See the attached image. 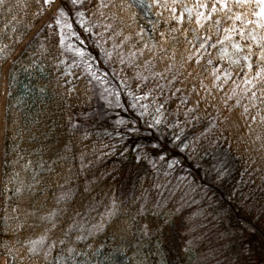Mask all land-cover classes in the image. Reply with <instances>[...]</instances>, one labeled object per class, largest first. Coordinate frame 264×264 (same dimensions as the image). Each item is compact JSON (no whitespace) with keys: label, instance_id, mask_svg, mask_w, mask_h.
I'll return each mask as SVG.
<instances>
[{"label":"trees","instance_id":"1","mask_svg":"<svg viewBox=\"0 0 264 264\" xmlns=\"http://www.w3.org/2000/svg\"><path fill=\"white\" fill-rule=\"evenodd\" d=\"M65 1L72 7L70 0ZM188 2L191 6L192 0ZM72 10L73 19L66 7L72 29H63V43L60 26L47 27L51 16L10 67L14 79L8 78L11 95L6 101L0 190L20 172L19 179L33 185L31 193L25 192L21 211L35 212L27 217L28 223L40 225L26 228L20 239L35 237L44 226L39 218L56 210L54 238L62 237L61 229L73 222L83 226L85 235L95 231L92 225L104 222L102 231L88 235L93 250L121 249L131 260L139 252L146 256V264H160L159 245L167 247L174 264H264V159L256 150L258 142L241 141L248 130L243 120L233 122L239 110L224 106L233 83L222 84L223 90L211 83L213 66L227 67L226 61L217 59L220 46L208 48L199 65L181 68L188 45L176 34L178 42L167 46L169 54L173 48L177 52V60L169 62L176 66L165 73L168 79H160L153 72L163 71L164 61L153 60L155 67L148 71L143 64L121 63L120 56L127 60L128 49H114L109 34L101 37L102 28L86 32L100 20L85 10L81 27L77 10ZM38 12L44 9L37 0H5L0 5V46H9L0 53L3 67L46 14ZM76 48L85 52L83 59ZM146 58L152 55L146 53ZM209 58L212 65L207 64ZM201 81L211 91L201 88ZM235 82L240 83L238 73ZM194 107L196 111L190 112ZM69 114L79 128H71ZM27 160L32 165L25 172ZM250 160L256 164L250 166ZM177 181L178 188H191L190 195L166 190L167 183ZM66 191L71 199L57 204L56 198ZM113 200L118 212L109 219L105 213ZM15 205L13 200L11 206ZM177 211L184 223L177 227L178 241L171 249L168 224ZM145 225L148 235L141 231ZM5 240L0 233V243ZM0 253L5 255L2 249ZM131 260L126 264H133Z\"/></svg>","mask_w":264,"mask_h":264},{"label":"snow or ice","instance_id":"2","mask_svg":"<svg viewBox=\"0 0 264 264\" xmlns=\"http://www.w3.org/2000/svg\"><path fill=\"white\" fill-rule=\"evenodd\" d=\"M37 3L44 9V12H38L37 15L53 12L47 27L60 26V42L63 43L65 36L63 29H72V25L68 23L65 0H37ZM70 3L77 10L75 14L79 17L81 27H84L86 11L100 20V23L93 24V27L85 28L86 32L94 34L93 28H102L101 37L105 33L109 34L114 49H128V58L126 60L121 55V63L137 67L143 64L145 71H148L155 67L153 60L164 61V70L153 72V76L160 79H168L165 73L172 72L176 66L175 63L169 62L177 60V52L173 48L169 54L167 47L173 42H178L176 34L183 36L188 45V48H185L188 55L182 58L181 68L190 63L199 65L204 59L203 53L207 52L208 48L217 49L219 45L217 59L226 61L227 67L213 66L211 83L214 88L220 90H223L222 84L233 83L231 94H225L224 106L229 111L239 110L233 122L243 120V126L248 130L241 136V141L246 145H255L258 142L259 148L256 150L262 153L261 158L264 159V0H192L191 6L188 0H70ZM4 4L5 0H0V5ZM161 25L168 27L164 29ZM191 25L195 27H188ZM189 35H192L193 39H189ZM193 40L198 43H194ZM8 47L0 46V53ZM189 49L192 51L189 52ZM68 50L73 51L71 48ZM74 51L81 59L84 58L85 52L82 49L76 48ZM25 52H22L21 56ZM146 53L151 54L152 59H147ZM105 55L111 58L112 54L106 52ZM208 56L211 57V53H208ZM141 57L145 59L141 61ZM9 58L5 56L3 59ZM207 64L212 65L213 60L209 58ZM237 73L240 74V83L235 82ZM9 77L14 79L12 69H8L6 77L3 65L0 64V83ZM138 78L145 82L148 79L142 73H138ZM170 82H174V79ZM200 87L211 91L203 81ZM192 91L195 92L196 89L193 88ZM189 111L195 112L196 108ZM67 119L71 128H79V124L72 122L70 114ZM156 123H160V120L157 119ZM214 127V124L211 125L209 130ZM236 127L239 129L240 126ZM84 138L87 139V135ZM20 158L23 159L22 156ZM16 163H19V160ZM255 164V160L249 161L250 166ZM31 165L32 161L27 160L23 170L28 171ZM19 177L20 172H15L4 182V187L0 190V205H3L0 208V233L6 237L5 242L0 243V249L11 257V264H115L119 257L127 256L121 249L105 251L104 248L98 247L93 250L92 244L87 242L88 235H95L104 229V222L92 225L95 231H89L87 235L83 234L82 225L73 222L67 229H61L62 237L54 238L53 231L58 227L56 210H51L39 218L44 224L41 232L35 237L29 236L21 240L20 234L26 228L34 229L40 225L28 223L27 217L34 216L35 212L21 211L25 192L31 193L33 185L26 184ZM70 199L71 195L66 191L56 198V202L59 204ZM13 200L16 201L15 207L11 206ZM117 212L116 202L113 200L111 209L107 210L105 215L111 219L116 217ZM141 231L148 235V226H143ZM73 232L77 233L74 241L71 239ZM81 242L83 247H80ZM0 264H7V261L0 259ZM119 264L126 262L119 260Z\"/></svg>","mask_w":264,"mask_h":264},{"label":"rangeland","instance_id":"3","mask_svg":"<svg viewBox=\"0 0 264 264\" xmlns=\"http://www.w3.org/2000/svg\"><path fill=\"white\" fill-rule=\"evenodd\" d=\"M71 9L72 8H70V10ZM72 11L73 10L70 11V14H72ZM51 15H53V12L47 13V15L42 19V21L38 24V26L35 28V30L31 33V35L28 38V41L33 37L34 33L42 25H44L46 23L47 19ZM72 18H73V16H72ZM145 27H147V25H145ZM64 29H66V28H64ZM25 45H26V42L21 46V48L18 50L17 54L24 48ZM10 64L11 63L9 62L4 68V72H5L6 77L8 76V69L10 68ZM7 91H8V83H7V79H5L3 81V85H2V93L3 94H2V99H1L2 101H1V112H0V137H1L0 140H1V142L3 139V135H4L5 104H6V98H7ZM178 179L180 181L182 180L181 178H178ZM179 184H181L179 181H177V183H174L173 185H171L170 183H167L165 185V188L167 191L171 192L172 195H176V194H181L183 196L190 195L191 188H178ZM166 209H169V208H166ZM171 218H174V219H172L168 224V230L170 232V235H169V241H168L167 246L172 249L175 247L176 242L178 241V235H176L177 234L176 233L177 227L180 225H183L184 222L180 218L178 211H177V216L172 215ZM167 251H168L167 247L159 245L158 255H159V263L160 264H174L173 258L167 254ZM0 259L8 261L7 258L2 257L1 255H0ZM101 260H103V257L101 258ZM119 260H125L126 263L129 261L128 257H119ZM119 260H116L115 264H119ZM145 260H146L145 255H143L142 253L136 252L133 254L131 262L133 264H146Z\"/></svg>","mask_w":264,"mask_h":264}]
</instances>
